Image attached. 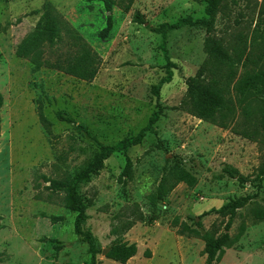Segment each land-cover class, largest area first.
Returning <instances> with one entry per match:
<instances>
[{
	"label": "rangeland",
	"instance_id": "obj_1",
	"mask_svg": "<svg viewBox=\"0 0 264 264\" xmlns=\"http://www.w3.org/2000/svg\"><path fill=\"white\" fill-rule=\"evenodd\" d=\"M262 5L263 0H227L211 34L192 26L172 31L166 53L165 39L153 29L189 17L207 19L204 0H135L128 13L118 6L109 13L100 0H0V264H92L86 237L75 230L76 214L63 203L65 193L47 188L49 180L86 166L99 146L86 131L60 121L58 113L115 146L147 127L160 104L165 111L153 132L128 151L133 178L125 182V159L112 156L80 186L88 214L84 229L103 250L96 264H120L103 254L118 241L138 245V255L127 264H206L205 241L182 235L183 224L196 228L201 222L203 230L216 226L223 233L228 219L215 210L256 194L230 230L234 246L214 264H264V221L256 217L264 208V181L257 188L264 176V134L252 141L180 108L188 81L212 68L216 50L208 47L210 39H223L229 53L243 44L263 52ZM51 8L102 58L94 82L37 70L19 57V50L29 52L38 39ZM136 12L145 24L134 23ZM110 16L112 30L102 38ZM66 50L62 46L59 54ZM243 71L240 67L237 79ZM165 79L158 99L154 88ZM40 106L52 122L51 136ZM177 166L192 173L197 185L180 183L155 203L163 180L167 186L175 182L170 172ZM241 177L247 182L241 184ZM52 217L64 219L53 223Z\"/></svg>",
	"mask_w": 264,
	"mask_h": 264
},
{
	"label": "trees",
	"instance_id": "obj_2",
	"mask_svg": "<svg viewBox=\"0 0 264 264\" xmlns=\"http://www.w3.org/2000/svg\"><path fill=\"white\" fill-rule=\"evenodd\" d=\"M100 1L104 3L109 13H112L116 6L123 12L128 13L135 2V0H120L119 2L116 0ZM204 1L208 5L206 10L207 19L194 20L192 17H189L173 24L164 23L158 28L153 29L155 33L165 39L163 48L166 53V38L172 31L179 30L185 26H192L206 28L209 34L213 32L217 14L221 11L227 0ZM50 10L43 27L38 28V39L34 42L29 52L19 50V57L28 59L37 70L46 68L87 83L94 82L102 64V58L76 27L65 22L53 8ZM260 16L261 21L259 25L263 27L264 34V0ZM133 21L137 24L146 23L144 16L140 12H136ZM112 27L113 20L110 16L108 27L102 31L101 37L105 38L112 30ZM223 42V39H210L208 41V47L212 46L216 50L211 53L214 56L212 68H206L204 75L188 81V94L180 108L200 120L212 123L223 129L232 127L236 134L249 140L257 141L264 134V50L261 53H257L254 52L255 49H249L247 44H243L234 47L232 53H229L224 47ZM62 46H67V50L59 54ZM48 51L50 58L47 57ZM51 56H55V59H52ZM167 67L171 69L174 67V64L168 62ZM240 67L244 71L241 77L237 79ZM165 83L166 79L154 88V93L158 99L160 97L159 92ZM3 106L4 96L0 93V111ZM158 107L159 111L153 114L147 127L142 129L138 135L126 137L115 146L102 144L91 134L84 124L77 123L66 113H58L60 121L73 123L78 130L86 131L99 146V149L94 152L86 166L75 173L67 174L62 179L49 180L50 186L47 188L53 193H65L63 203L67 210L76 214L75 230L76 233L85 235L89 244L92 264L97 263V256L103 250L91 232L84 229L88 220V214L87 206L80 193V186L98 175L103 170L105 161L112 156L124 157L126 166L123 177L126 178L125 182L133 178V164L128 156V151L132 147L142 145L147 135L153 132L155 125L159 122L161 115L165 111L161 104ZM39 115L46 132L51 136L52 122L45 116L42 106L39 107ZM1 131L0 119V137ZM170 173H174L173 178L175 182H173L172 186H167L166 182H164L167 178L163 180V187L161 186L159 195L154 197L155 203L163 201L167 194L180 183H185L189 187H194L198 183L197 178L183 167L177 166L174 170L171 169ZM229 174L231 177L235 176L234 172H229ZM239 181L241 184L247 182L242 177L239 178ZM263 181L264 176L261 177V181L257 184L258 190L263 188ZM256 197L257 194L239 198L223 206L220 210H215L217 215L228 219L223 233H220L216 226H213L208 231L203 230L201 222L194 223L196 228L183 224L180 233L205 241L204 255L207 256L206 264L219 262L225 250L232 248L235 244L230 230L239 210L246 207ZM256 217L258 221H264V208L256 212ZM63 219V217H52L53 223H58L59 221H63ZM156 221L157 218H152L150 224H154ZM138 252L137 244L118 241L111 247L107 258L120 264H127L138 255Z\"/></svg>",
	"mask_w": 264,
	"mask_h": 264
},
{
	"label": "water",
	"instance_id": "obj_3",
	"mask_svg": "<svg viewBox=\"0 0 264 264\" xmlns=\"http://www.w3.org/2000/svg\"><path fill=\"white\" fill-rule=\"evenodd\" d=\"M103 254H104V255H107V254H108V251H107V250H105Z\"/></svg>",
	"mask_w": 264,
	"mask_h": 264
}]
</instances>
